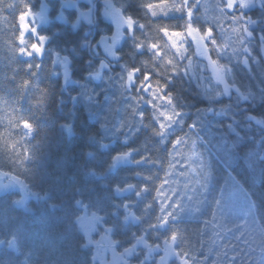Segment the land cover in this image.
I'll list each match as a JSON object with an SVG mask.
<instances>
[{
    "label": "trees",
    "instance_id": "16d2710c",
    "mask_svg": "<svg viewBox=\"0 0 264 264\" xmlns=\"http://www.w3.org/2000/svg\"><path fill=\"white\" fill-rule=\"evenodd\" d=\"M7 2L0 0V5ZM11 2L14 7L0 10V170L22 178L37 197L23 208L14 203L18 192L0 193V240L14 237L17 244V250L0 247V264H93L92 248L85 244L76 221L83 212L78 200L111 227L118 249L131 245L141 234L151 244H160L170 239L171 231H176L178 239L174 247L187 264H264V163L261 162L264 126L248 120L249 107L239 100L240 93L264 91V40L261 39L264 11L260 10L264 7L256 5L245 12V20L250 18L255 22L251 27L252 37L246 38L242 46L235 44L234 54L231 48H226V55L220 56L223 59L219 57L221 63L232 69L227 81L234 87L228 94H223L222 85L212 80L208 88L218 86L222 95L209 99L211 93H205V85L197 88L208 79H200L198 73L191 75L185 70L176 75L168 72L167 90L175 96V108L181 115L170 124L165 136L156 137L151 133L153 127L159 126L152 116L155 108L147 101L152 99L156 104L158 100L149 95L152 89H138L144 71L150 76L147 83L153 87L155 80L164 79L158 71L143 64L151 52L135 50L130 36H126L116 46L121 59L111 60L99 79L86 76L98 63V53L104 52L97 44L102 31L96 22L98 0L91 4L82 0H75L74 4L65 0ZM145 2L158 0H118L140 23L165 24L182 30L187 19L185 13L169 7L165 10L167 14L158 10V15L153 17L140 7ZM180 2L169 0L170 5ZM218 2L188 0L190 5H195L194 23L201 28L213 27L221 41H234L235 35L230 31L234 26L230 18L232 10H227V17L220 18L217 26L221 15L216 7ZM75 3L82 9L92 7V23L79 19ZM43 4L47 20L36 29L38 36L47 37L42 46L43 55L34 51L30 58L20 55L15 49L29 46L20 45L16 38L21 34L20 18L29 11L38 13ZM111 23L113 32L109 35L115 33V24L112 20ZM141 31L137 26L135 34L144 39ZM37 35L29 32L24 39L36 43ZM148 35L158 39L163 34L150 31ZM243 47L249 48V53ZM56 53L70 60L71 83L66 87L61 75L54 74ZM210 55L218 58L214 52L210 51ZM192 59L200 62L196 56ZM28 63L42 67L30 72L25 69ZM177 63L183 67L187 60L177 58ZM125 66L141 68L137 84L131 87L122 80ZM201 72L202 77H211L208 70ZM22 79H31L32 87L22 91L18 86ZM42 89L46 90L43 103L37 105L34 101ZM160 103V110L164 111L165 103ZM132 107L145 113L143 123L132 113ZM260 110L252 108V111ZM18 117L29 120L34 131L27 132L17 126ZM121 121H124L122 128ZM98 122L104 124L101 131L103 142L109 146L107 150L99 148V134L91 138L88 135L90 130L97 129ZM59 123L72 124L71 134L68 129L61 131ZM193 123L197 125L195 130L189 127ZM181 137L185 143L178 149L182 154H178L173 151V142ZM126 149H136L133 155L137 160L150 159L139 164L122 162L109 169V153ZM193 151L199 159L192 155ZM201 160L206 165L203 169ZM205 172L210 173L207 180ZM149 175L152 181L145 179ZM165 179L167 182L160 188ZM128 184L136 187L116 190L126 189ZM148 185L151 191L137 197L139 187ZM157 189L171 199L157 197ZM222 190L234 191V196L230 206L221 211L215 202ZM177 199L181 207L173 208ZM149 202L151 207L147 208ZM161 204L166 206L164 213L160 211ZM128 208L141 219L126 221ZM168 212H173L175 218L170 217L167 225H159L158 218ZM249 215L253 228L246 222ZM153 224L158 226L150 227ZM145 252V248H138L130 260L138 262Z\"/></svg>",
    "mask_w": 264,
    "mask_h": 264
},
{
    "label": "snow or ice",
    "instance_id": "6c2138e0",
    "mask_svg": "<svg viewBox=\"0 0 264 264\" xmlns=\"http://www.w3.org/2000/svg\"><path fill=\"white\" fill-rule=\"evenodd\" d=\"M66 3H74L75 0H65ZM257 2L260 3L261 7H264V0H220V2L217 3L216 7L220 12V17L217 18V26L218 20L220 18H225L228 15L227 10H232L231 20L233 21V27L230 29L231 33L235 35V40L232 41L231 39L226 41H221L214 33L213 27L209 26L207 28H201L198 27L194 23V16L195 13L193 11L194 4H189L188 0H181L180 4L177 5L175 3H172L170 5L169 0H158V2H145L140 5V7L147 9V13H151V16L156 17L158 15V10L161 12H165L166 9L169 7L173 8L175 11L183 12L186 14L187 19L184 20L183 28L182 30H177L174 26L171 25H165V24H156V25H148L146 23H140L137 19L134 18L133 15L128 14L127 11H125V5L120 3L119 6H117L116 3L113 2V0H108V3L106 4L105 9V15L108 16L112 22L115 24V33L112 34L110 37L103 38L99 43L100 45H103L104 52L107 56L111 57L112 59H121V55H118V48L116 47L117 44L120 42L122 38H125L126 36H130V39L132 41L133 47L137 51H149L151 52L152 56H159L162 59H165L169 71L172 74H178L181 70V65L177 63V58L180 60H187V64L183 65V70H185V73L192 72L194 67H199L202 71L203 70H211V79L216 81L217 85L222 84L223 85V94H228L230 92V88L234 87V85H230L228 81L226 80V76L231 73V69L228 67L227 64H223L220 62L219 57L221 56V53L225 54L226 51L224 49L231 48L232 54L236 52V48L234 47L235 44H239L240 46L244 45L245 39L252 37L253 33L251 31V25L254 24V21H251L250 18H247L245 20V10L254 6ZM15 5L11 2V0H8L6 4L0 5V10H2L3 7H14ZM28 6L25 5V8ZM239 12L240 15H236L235 13ZM145 13V15H147ZM165 14H167L165 12ZM82 16H84L85 19L88 20L89 23H92V20L89 18L88 13H81ZM241 21H244L243 24H241ZM235 25H240L239 27H236ZM139 27L141 31V35L144 37V39H141L140 36L136 35V27ZM126 28V31L124 29ZM147 31H144L146 30ZM32 31H36L35 29H32ZM155 31L156 33H162L163 35L160 36L158 39L156 37H151L148 35V32ZM17 40H19L20 45L25 44L24 34L21 33L18 35ZM166 39V42L163 44L160 43L161 40ZM41 40H47L46 36H41ZM262 40H264V36L261 37ZM111 41V43H109ZM167 45V48H164V45ZM194 45L195 49L199 52V55L204 58V60L207 61L206 64L197 62L194 60H188V52L189 48L188 45ZM211 46V47H210ZM31 49V51L29 50ZM174 50V51H173ZM16 52H18L20 55L31 57L33 55V51L35 53H38L40 55H43V49L38 46L37 44H29L28 48L25 47H19L15 49ZM210 51L214 52L218 58L214 59L212 55H210ZM243 51L249 53V48L243 47ZM168 52H172L173 55L171 57L167 56ZM60 63L64 66V80L67 82L70 79V60L68 57H61L59 53H57V59L56 61H53V64ZM42 67V65H33L31 63L25 64V69L27 71L32 72L35 68L37 71L38 69ZM109 67V66H108ZM104 65H100L97 70L94 71L92 74L94 77H100L101 71L105 70ZM137 73H141L140 67H128L125 66V74L122 77V80L126 82V85L131 87L133 84H137ZM36 72H33V75H35ZM195 74V73H193ZM202 79H207L202 77ZM150 80V76L147 71H144L142 74V80L139 81L138 89L143 88L145 91H148L149 89H152V91L149 93L150 96L153 99L162 101L165 104H170L172 107H175L174 100L172 99L171 95L166 94V88L167 85L161 86V82L157 81L155 83V87H153L152 83H147ZM32 80L31 79H22L19 82V87L22 91H26L30 87H32ZM124 85H121L122 87ZM239 91V89H236ZM46 90H41V95L37 97V99L34 101L35 104L40 105L43 103V93H45ZM205 93H211L209 95V99H215L219 98L222 93L220 90H218L217 87L213 88H206ZM243 95V93H240ZM135 99V98H133ZM147 103L151 104L153 108H155V104H153L152 99H149ZM131 107V106H130ZM132 113L135 115V117H138V121L140 123H143L145 119V113L142 111H139L138 108L132 107ZM181 115L178 111L173 112H161V117L164 118L163 121H158V128H154L153 132L155 135L163 137L166 135L167 128L170 126V124ZM167 121V123H165ZM17 126H21L23 129H25L27 132L34 131V125L26 119L19 118L17 121ZM124 126V121H121L120 127L122 128ZM189 127L193 130L197 128V125L195 123L189 125ZM139 128L136 129L138 131ZM135 133H133L134 135ZM184 139L177 138L173 142V151L177 152L178 154H182L178 152V149L180 145L184 144ZM196 144L193 142V149H195ZM136 149H133L131 151L124 152L121 156H118L117 162L120 160H127L129 162L133 163H141L145 160H149L150 157H142L140 160H137L134 158V152ZM193 156H196L197 159H199V155L193 151ZM205 162L201 160V168H205ZM169 167H173L171 164ZM195 171V169H193ZM139 175V174H138ZM210 176L209 172H205L204 179L207 180ZM146 180L150 181L152 177L147 176L145 177ZM167 182V179L162 181L160 188H163V184ZM136 186L132 184H128L126 189L117 187V191H125V190H131L135 188ZM185 189H187L188 185L186 184ZM149 189L147 186L144 187V192H147ZM142 193L138 190L136 191V195H141ZM157 197L164 196L165 200L171 199V197L165 195L163 192L160 191V189L156 190ZM234 191H224L222 190L220 193V196L216 200V206L221 211L224 207L230 206V202L233 199ZM127 207V205H125ZM147 208H150L151 205H146ZM173 208L181 207V202L179 199L175 201V203L172 205ZM166 206L164 204H161L160 211L162 213L165 212ZM175 218L173 212H168L167 215H162L158 218V224L159 225H167L169 223V218ZM94 220H98L99 217L95 216L93 214L92 217ZM157 224L150 225V227H157ZM243 235V233H242ZM178 239V233L176 231H171L170 240L172 242H175ZM112 244H115V241L111 242ZM137 244H143L145 247L149 249V251H152L153 245L149 244L145 237L140 236L136 238ZM165 244L167 245L164 249L165 256L161 257V262L166 260V258L171 254L172 247L169 243V240H165ZM135 245H133L132 248H126L124 251L125 253H131ZM156 247H159L158 245ZM217 256H220V253H217ZM234 259V257H233ZM184 264H187V261H184Z\"/></svg>",
    "mask_w": 264,
    "mask_h": 264
},
{
    "label": "rangeland",
    "instance_id": "374dc122",
    "mask_svg": "<svg viewBox=\"0 0 264 264\" xmlns=\"http://www.w3.org/2000/svg\"><path fill=\"white\" fill-rule=\"evenodd\" d=\"M82 1H86L89 4H91L93 0H82ZM256 5H260V3H257L254 6H256ZM74 6H76V8L78 9L79 19H83L84 21L88 22V20L85 19L84 16L81 15V13H88L89 18L92 20V17H91L92 7L82 9L76 3ZM43 7H46V5L43 4L42 8L38 11V13L29 11L26 14H24L23 16H21L20 27H21V33L24 34V38H25V36H27V34L29 32L37 35L36 31L34 32V31H32V29L36 30L37 26L42 21L47 20V9L43 8ZM252 7H250V8H252ZM105 8H106V6H105ZM252 25H251V27H252ZM37 37H38V42H36V43L31 42L30 43L29 40L28 41L25 40V44H27V45L37 44L38 46H40L42 48L45 40H41L40 36H38V35H37ZM109 43H111V41H109ZM101 47L104 50L103 45H101ZM193 48L195 51L196 49H195L194 45H193ZM263 54H264V48H263ZM60 56L66 57V56L61 55V54H60ZM196 57L198 58V60L201 63H204V64L207 63V61L204 60L203 57H201V56H196ZM56 59H57V53L55 54L54 61H56ZM55 67H56V69L54 70V74H60L61 75L63 86L66 87L69 83H71V77L67 82H65L64 76H63L64 66L57 62L55 64ZM208 71L210 73L209 75L211 76V70L208 69ZM194 72L198 73L200 79L202 78L203 74H202L201 70L197 69V67L193 68L191 75H193ZM69 73H70V71H69ZM213 80H214V78H213ZM226 80H227V76H226ZM204 85L207 88L209 87V84L207 81L204 82ZM222 90H223V85H222ZM122 162H127V161H122ZM122 162H118L116 164V166ZM0 173H7V175H0V193L1 192H8V191L18 192L19 195L15 198L14 203L17 206L27 208L28 202L32 198L37 197L36 193H34L29 188L28 184L22 178L14 175L10 172L3 171V170H0ZM77 203L79 206L82 207L83 212L77 217L76 221H77V224H78L81 232L84 235L85 244L92 248L93 264H162L161 257L165 256L164 249L167 246L165 244V240L162 241L160 244H151L148 241V239L146 238L145 234H141L137 237H140V236L145 237L147 242L149 244L153 245L152 251H149V249L147 247H145L143 244H137L136 243L137 237L135 238L134 242L131 245H129L123 249H118L116 243L115 244L111 243L112 241H115L112 237V234H111V232H112L111 227L109 225H106L103 222L102 217L100 215H98L97 213H94V212H89L86 209V207L81 204V202L79 200L77 201ZM93 214L95 216L99 217V219L94 220L92 218ZM134 217H135L134 212L130 208L126 209L125 220L136 222L137 220ZM246 222L250 225L251 228H253V222H252L250 215L246 219ZM251 234L253 236H255L254 232H252ZM169 243L171 244L172 252L166 258V260L163 262V264H184V260H182L178 256V254L175 250L174 242H172L169 239ZM133 245H135V247L133 248L132 252L131 253H125L124 250L126 248H132ZM157 245L159 247H156ZM2 246H5V247L12 249V250H17V244H16V240L14 237H11L7 240H4V239L0 240V247H2ZM140 247L145 248V250H146L144 256L138 262L131 261L130 260L131 257L133 256V254H135V252H137L138 248H140Z\"/></svg>",
    "mask_w": 264,
    "mask_h": 264
},
{
    "label": "clouds",
    "instance_id": "9594fccd",
    "mask_svg": "<svg viewBox=\"0 0 264 264\" xmlns=\"http://www.w3.org/2000/svg\"><path fill=\"white\" fill-rule=\"evenodd\" d=\"M107 3H108V0H98L97 5H96V10H97L96 22H97V25L102 29V31L99 33V38L97 40L98 45H100L99 42L103 38L110 37L111 35H109V34L113 32V24L111 23V19L105 15V11H104ZM257 3H259V2H257ZM116 4H117V6H119L118 0H117ZM248 9H246L245 12L248 11ZM260 10L264 11V8H261ZM205 28H207V27H205ZM217 38H219V37L217 36ZM167 47L168 46L165 44L164 48H167ZM188 48H189L188 60H193L192 59L193 56H200L199 52L197 50L192 51L191 44L188 45ZM172 55H173L172 52L167 53V56H169V57H171ZM220 58L223 59V57H220ZM97 60H98V63L95 66H93V68L90 71H88L86 73V76L93 77L95 79H99V77H94L92 75L94 73V71L97 70V68H98L97 65L98 66L104 65L105 68L107 69L110 61L113 59H109V56H107L105 52H103V53L100 52V53H98ZM115 60H119V59H115ZM156 62H158V63H156ZM244 63L247 64V60H245ZM143 64L147 68L155 69L156 71H158L159 76L164 78L163 80H160V79L155 80L154 83H156L157 81H159V82L163 81V82H161L162 87L164 85H168V82L170 81L169 77H168L169 68H168V65H167L165 59H162L159 56H152V54H151V56L149 58H147L145 61H143ZM157 64L159 65L158 67H156ZM182 70H183V67H181L180 71H182ZM231 71H232V69H231ZM207 79H208V84H212L213 81H212L211 77H208ZM125 85H126V82H125ZM203 87H204V83L197 85L198 89L203 88ZM214 87H218V86H214ZM237 92H239V91H237ZM166 94L171 95L172 99L175 100V96L173 95V93L171 91H168L167 88H166ZM141 99H143V97H141ZM239 100L244 102L246 104V106L249 107V112L246 113L248 120L251 123L264 126V91H262V92L252 91L249 94H243V95L240 94ZM168 105H170V104H165L164 111H161L160 110L161 109L160 101L158 100L156 102L155 112L152 113V116L157 122L160 120L161 112L176 111L175 107L169 108ZM252 108H260L261 110L260 111H252ZM173 122H175V120ZM165 123H167V121H165ZM58 127L61 131H63L64 129H68L70 134H71L73 125L68 124V123H59ZM103 128H104V124L98 122L97 129L90 130L88 135H89V138H91L92 136L99 134V136L101 138L100 142H99V148L101 150H107L109 146L103 142V132L101 131ZM154 128H157V127H153L151 129V133L154 136L159 137V136L154 134V132H153ZM117 130L119 131V129H117ZM3 135H6V133H3ZM5 143H7V141H5ZM127 151H129V150L126 149V150H120V151L109 153V156L107 159V167L109 169L115 168L116 164L118 163L116 158L118 156H121L124 152H127ZM86 154L90 155V153H86ZM122 161H127V160H120L119 162H122ZM261 162L264 163V160H262ZM0 175H7V173H0ZM149 176L152 177L151 175H149ZM152 180H153V177L150 181H152ZM142 185H145V184H142ZM148 189L149 190L147 192L151 191V187L149 185H148ZM139 191L141 193H147V192H144L143 186L139 187ZM136 196L139 197L141 195H136ZM149 204L151 205V202H149L148 205ZM134 218L136 220L141 219L140 216H135Z\"/></svg>",
    "mask_w": 264,
    "mask_h": 264
}]
</instances>
